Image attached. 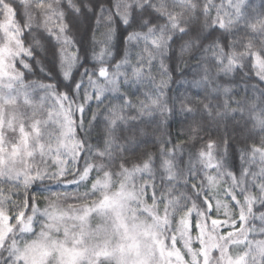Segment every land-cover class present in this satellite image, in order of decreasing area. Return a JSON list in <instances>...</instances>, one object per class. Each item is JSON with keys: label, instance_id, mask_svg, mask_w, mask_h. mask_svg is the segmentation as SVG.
<instances>
[{"label": "snow or ice", "instance_id": "snow-or-ice-1", "mask_svg": "<svg viewBox=\"0 0 264 264\" xmlns=\"http://www.w3.org/2000/svg\"><path fill=\"white\" fill-rule=\"evenodd\" d=\"M0 264H264V0H0Z\"/></svg>", "mask_w": 264, "mask_h": 264}]
</instances>
